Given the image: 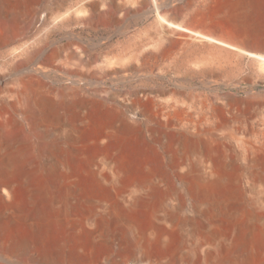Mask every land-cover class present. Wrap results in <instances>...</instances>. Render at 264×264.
<instances>
[{
	"label": "bare ground",
	"instance_id": "obj_1",
	"mask_svg": "<svg viewBox=\"0 0 264 264\" xmlns=\"http://www.w3.org/2000/svg\"><path fill=\"white\" fill-rule=\"evenodd\" d=\"M30 1L0 0V46L12 47L16 70L26 68L0 99V264H16L15 256L20 264H80L99 256L115 258L112 264H264V140L241 139L243 153L234 154L233 139L215 138V103L198 121L185 102L160 90L122 96L71 84L53 88L40 74L63 51L46 53L49 45L30 29L35 18L18 24ZM122 1L85 0L61 22L97 28L136 3L161 6ZM191 3L172 6L170 16L184 23L159 12L160 36L138 59L187 51L183 57L200 67L249 55L264 71V47L252 44L254 34L208 25L222 13L254 17L256 0ZM197 45L221 60L197 57ZM82 49L80 57L70 50L67 62L88 70L95 57Z\"/></svg>",
	"mask_w": 264,
	"mask_h": 264
},
{
	"label": "rangeland",
	"instance_id": "obj_2",
	"mask_svg": "<svg viewBox=\"0 0 264 264\" xmlns=\"http://www.w3.org/2000/svg\"><path fill=\"white\" fill-rule=\"evenodd\" d=\"M256 1L258 8L254 17L242 15L243 18H234L236 20L234 21L222 13L223 15L218 14L216 18H213V21L208 24L209 27L228 33L234 32L236 28L242 32L248 31L255 35L252 37V44L264 47V0ZM83 2L85 0H33L30 1L31 5H25L20 9L21 13L18 12V17L22 19L18 24L22 25L23 21L35 18L30 28H33L34 34L30 33L33 37L36 32L38 33V35L36 33L38 37L34 38L39 40L41 46H50H47L46 53L51 52L53 48L60 52L63 51V55L61 54L62 56H59L56 62L48 66L47 72L40 74V78L50 86L62 88L71 84L85 86L92 90L104 88L119 91L122 96L138 89H146L153 93L160 90L163 91L159 93L161 96L179 98L185 102L191 111V117L198 121L207 113L209 109L207 104L215 103L216 110L214 111L218 114V119H215V125H211L215 129V138L233 139L231 145L235 148L234 154L243 153L241 139L264 140V71L256 66L251 56L247 55L240 61L230 56L224 60L223 56L218 55L222 58L221 60L220 57V59L215 57L218 54L216 51L212 52V50L197 45L193 47V49L198 48L193 50L197 57L209 56L208 58L212 59L210 56H213V59L223 61L222 64L220 62L199 67L195 62L187 61V58L183 57L187 51L182 55L186 60L180 57L151 59L144 62L136 57L138 52L152 47V44L158 40L159 27L163 24L160 20L162 15L165 16L167 13L169 20L175 22L180 20L182 23L183 20L170 16L171 9L176 6L188 8L192 5V0H159L161 4L159 9H156V5L152 3H148V6L136 3L132 5L128 14L122 10L117 13L114 20L97 28H90L77 19L66 23L61 22L63 17L68 16ZM159 12L161 17H159ZM81 16L82 14H78L77 18ZM21 25L18 26L21 27ZM71 32L77 34L82 40L65 36ZM33 37L32 43L36 45L37 40L35 41ZM82 46L88 49V55L95 57L93 61L88 62V70L87 67H80L75 59L73 63L67 62L73 50L77 51L79 57L84 56ZM3 47L5 48L0 46V99L9 97L8 92L16 83L19 73L26 69L16 70L15 66L13 67V60L16 61V59L10 53L12 47ZM194 53L191 54L194 56ZM43 61L44 57H41L39 65H42ZM209 124L205 123L203 126L209 127ZM114 259L105 260L99 256L88 263L87 257L83 258L80 264H112ZM14 261L20 264L18 256L14 257ZM130 262L135 264L134 260Z\"/></svg>",
	"mask_w": 264,
	"mask_h": 264
}]
</instances>
